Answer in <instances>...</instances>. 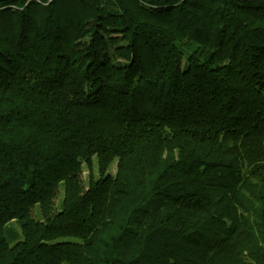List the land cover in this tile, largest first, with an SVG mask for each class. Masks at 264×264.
Returning a JSON list of instances; mask_svg holds the SVG:
<instances>
[{
  "label": "trees",
  "instance_id": "obj_1",
  "mask_svg": "<svg viewBox=\"0 0 264 264\" xmlns=\"http://www.w3.org/2000/svg\"><path fill=\"white\" fill-rule=\"evenodd\" d=\"M0 264H264V0L0 2Z\"/></svg>",
  "mask_w": 264,
  "mask_h": 264
},
{
  "label": "rangeland",
  "instance_id": "obj_2",
  "mask_svg": "<svg viewBox=\"0 0 264 264\" xmlns=\"http://www.w3.org/2000/svg\"><path fill=\"white\" fill-rule=\"evenodd\" d=\"M58 199L62 202V204H65L67 202L66 195L61 190H59ZM6 237L11 244L14 243L18 238H20V231L17 223L10 222L9 224H7Z\"/></svg>",
  "mask_w": 264,
  "mask_h": 264
},
{
  "label": "water",
  "instance_id": "obj_3",
  "mask_svg": "<svg viewBox=\"0 0 264 264\" xmlns=\"http://www.w3.org/2000/svg\"><path fill=\"white\" fill-rule=\"evenodd\" d=\"M2 1H9V0H0V2H2Z\"/></svg>",
  "mask_w": 264,
  "mask_h": 264
}]
</instances>
